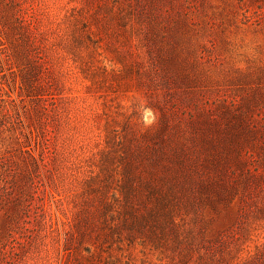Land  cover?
<instances>
[{"label": "rangeland", "instance_id": "374dc122", "mask_svg": "<svg viewBox=\"0 0 264 264\" xmlns=\"http://www.w3.org/2000/svg\"><path fill=\"white\" fill-rule=\"evenodd\" d=\"M4 110L0 264H264V0H0Z\"/></svg>", "mask_w": 264, "mask_h": 264}, {"label": "trees", "instance_id": "16d2710c", "mask_svg": "<svg viewBox=\"0 0 264 264\" xmlns=\"http://www.w3.org/2000/svg\"><path fill=\"white\" fill-rule=\"evenodd\" d=\"M17 11L16 13H12L9 16V22H7V26L6 28H9L13 31H16V35L17 37L15 38V40H20V44L18 45V47H20V49H18L19 51L16 53L17 56L20 57V59L23 60V58L26 57V61H30L32 62V68L37 69V67H39V60L40 58L38 57V47L36 46V40L33 36H30V31L28 28V24L26 23L25 20H23L21 17L17 16ZM10 26H9V24ZM5 25V24H4ZM22 55H24L23 58ZM37 55V56H36ZM7 62H9V58H6ZM22 60L20 61V64H18L16 67L21 71L23 70L24 72H27L28 67H26L27 63H23ZM0 117L2 119L5 118H9L10 115L8 114L7 110H4ZM0 127H4L3 124L0 123ZM12 126V122L8 123V126H6L5 130H9L11 129ZM2 129L0 128V134L2 133ZM17 138V137H16ZM40 163H42L43 158L42 155H40ZM2 166H5V175L4 177L0 178V183L2 184L0 186V205H2L3 207L5 205H9L12 200H24L25 204H24V211H29L30 207H31V201L33 198V194L36 192V187L33 186V183L31 184V188H27L26 191L25 189L22 188H15V186L12 183V180L14 178L17 177V172L12 171L10 169L7 168V166L5 165V163L2 164Z\"/></svg>", "mask_w": 264, "mask_h": 264}]
</instances>
